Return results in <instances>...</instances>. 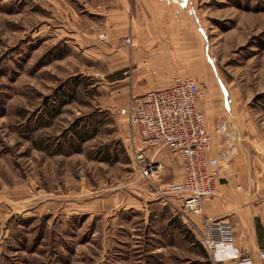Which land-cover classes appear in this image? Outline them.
<instances>
[{"label":"rangeland","instance_id":"374dc122","mask_svg":"<svg viewBox=\"0 0 264 264\" xmlns=\"http://www.w3.org/2000/svg\"><path fill=\"white\" fill-rule=\"evenodd\" d=\"M109 3L0 0V264H213L165 191L180 178V155L162 152L153 180L135 163L142 144L128 121L131 95L112 84L118 74H108L110 45L100 40ZM194 8L192 78L212 144L233 129L226 167L248 143L229 100H246V120L264 140V0ZM75 133L93 135L81 144Z\"/></svg>","mask_w":264,"mask_h":264},{"label":"crops","instance_id":"0c3cea01","mask_svg":"<svg viewBox=\"0 0 264 264\" xmlns=\"http://www.w3.org/2000/svg\"><path fill=\"white\" fill-rule=\"evenodd\" d=\"M103 20L100 35L105 34L107 39L102 42L110 45L108 74H118L116 79L113 76L112 84L124 86L131 98L151 90L166 89L174 79L192 78L199 70L197 58L190 55L198 47L201 31L194 0H110ZM127 38L131 40L129 44L125 42ZM229 101L226 109L237 117V134L242 142L248 143L242 148V155L240 151L238 157L228 153L231 160L225 167L221 153L226 149L232 152L233 129H229L230 139L214 135L209 155L220 161L221 180L218 195L203 202V215L229 223L234 249L242 257L250 258L253 264H264L259 257L264 250V154L260 153L264 150L263 135L246 120L249 118L247 104L244 105L246 100L239 95L238 99L236 96ZM198 109L204 114L207 130H214L206 119L208 107L199 102ZM141 144L139 151H145L147 156L160 162V154L164 151L155 153ZM163 160L169 162L171 159L165 157ZM173 171L175 176L177 172ZM181 175L178 180L170 178L171 183L179 182ZM175 202L180 206L173 205L171 209L185 212L182 204L178 200ZM188 218L201 226V217L186 215V220ZM220 248L223 260L217 263L211 259L213 264H238L226 259L225 248Z\"/></svg>","mask_w":264,"mask_h":264},{"label":"built area","instance_id":"2783aa9c","mask_svg":"<svg viewBox=\"0 0 264 264\" xmlns=\"http://www.w3.org/2000/svg\"><path fill=\"white\" fill-rule=\"evenodd\" d=\"M105 34L100 35L104 41ZM130 38L125 40L130 43ZM205 94L193 78L173 80L170 87L151 90L132 97L128 105V121L138 132L141 142L155 153L168 151L182 159V175L179 182L169 183L166 194L178 200L187 217H201V226L189 219L199 244L217 263L223 260L219 251L224 247L226 259L238 264H253L234 249L233 231L222 219L205 217L203 202L219 193L222 166L217 158L210 157L212 137L205 125L204 114L198 104ZM229 126L220 123L218 133L226 134ZM135 163L144 178L158 179L161 163L147 156L145 151L134 153ZM264 260V250L259 253Z\"/></svg>","mask_w":264,"mask_h":264},{"label":"trees","instance_id":"16d2710c","mask_svg":"<svg viewBox=\"0 0 264 264\" xmlns=\"http://www.w3.org/2000/svg\"><path fill=\"white\" fill-rule=\"evenodd\" d=\"M93 134H82V133H75L74 134V138L78 140L79 143L83 144L84 142H86L89 138H91Z\"/></svg>","mask_w":264,"mask_h":264}]
</instances>
